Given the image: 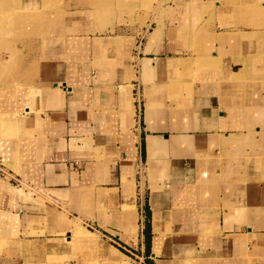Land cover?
Here are the masks:
<instances>
[{"label":"crops","instance_id":"1","mask_svg":"<svg viewBox=\"0 0 264 264\" xmlns=\"http://www.w3.org/2000/svg\"><path fill=\"white\" fill-rule=\"evenodd\" d=\"M137 1L0 0L3 227L56 264L84 263L88 222L130 246L148 227V264H264V17Z\"/></svg>","mask_w":264,"mask_h":264},{"label":"rangeland","instance_id":"2","mask_svg":"<svg viewBox=\"0 0 264 264\" xmlns=\"http://www.w3.org/2000/svg\"><path fill=\"white\" fill-rule=\"evenodd\" d=\"M138 2V3H136ZM139 1L137 0H120V10H129L130 12H139L140 7ZM252 7V9H251ZM63 10H56L50 12L48 15L51 18H57L59 15L63 13ZM55 14L54 16H52ZM245 15L247 17H252L253 21L259 22L261 18L264 17V0H249V3L245 6ZM247 28L254 29L255 31L262 33L261 38L264 37V25L261 26H255V25H249L246 26ZM6 196H1L0 195V211L5 210L7 211L9 209V206H7L6 202L4 199ZM129 205H126V207ZM132 209L135 208L134 205H131ZM7 209V210H6ZM10 220V219H4V221ZM3 219L0 220V264H16V262L20 261L21 263L23 262V255H26V257L30 258V261H35L37 264H56V263H63L65 261L64 259H61L58 261H55V258L52 253H50L49 250L43 249V248H38L36 243H28V249H24L23 242L32 240L34 234L33 233H23V231H19V236L20 239V247L22 250H19L16 248V240L12 239V235H8L7 231L8 229L3 227ZM13 221V220H12ZM147 221V220H146ZM14 223V221H13ZM83 226L95 233H91L86 230H82L81 228L76 229V234L77 232H81L84 234V236H87L86 240L78 238L76 235L71 238H69L68 241L72 242L75 247H81L83 245L84 247H88L87 250L83 249L82 252L78 251L77 253L80 257L81 260H83V264H105L103 259L100 257L104 258L105 253H111L110 246L104 243L101 239L105 240L107 243L113 245L117 249L121 250L123 253H125L130 259L125 260V263L127 264H148L143 255L141 254V246L145 242H147V231L148 227L145 229L144 233V240L134 242L135 244L132 243L127 244L128 241L123 240L117 235H107V234H102V232L99 230V227L96 224H93L91 222H88L86 224H83ZM2 228L5 232V234L2 233ZM82 234V235H83ZM100 236V238L98 236ZM92 241V242H90ZM93 244V245H92ZM110 249V250H109ZM100 256V257H98ZM105 260V259H104ZM106 262V261H105ZM32 263V262H31ZM106 264H110L106 262Z\"/></svg>","mask_w":264,"mask_h":264},{"label":"bare ground","instance_id":"3","mask_svg":"<svg viewBox=\"0 0 264 264\" xmlns=\"http://www.w3.org/2000/svg\"><path fill=\"white\" fill-rule=\"evenodd\" d=\"M82 234L83 233H81V232H77V234H75V235L80 239L86 240L87 236L86 235L84 236V234L83 235ZM90 242H92V241H90ZM110 249L109 250L111 251V253L108 252V253L104 254L105 261L110 263V264H123V260H124L123 255L111 246H110Z\"/></svg>","mask_w":264,"mask_h":264},{"label":"trees","instance_id":"4","mask_svg":"<svg viewBox=\"0 0 264 264\" xmlns=\"http://www.w3.org/2000/svg\"><path fill=\"white\" fill-rule=\"evenodd\" d=\"M146 237H147V242H148L149 241V238H150L149 237V232H147V236Z\"/></svg>","mask_w":264,"mask_h":264}]
</instances>
